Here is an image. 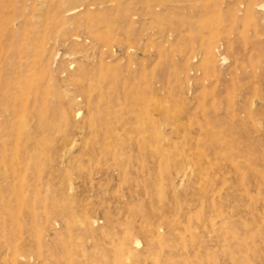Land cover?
Wrapping results in <instances>:
<instances>
[{"label":"rangeland","instance_id":"rangeland-1","mask_svg":"<svg viewBox=\"0 0 264 264\" xmlns=\"http://www.w3.org/2000/svg\"><path fill=\"white\" fill-rule=\"evenodd\" d=\"M0 264H264V0H0Z\"/></svg>","mask_w":264,"mask_h":264},{"label":"bare ground","instance_id":"bare-ground-1","mask_svg":"<svg viewBox=\"0 0 264 264\" xmlns=\"http://www.w3.org/2000/svg\"><path fill=\"white\" fill-rule=\"evenodd\" d=\"M263 8V6H260V9Z\"/></svg>","mask_w":264,"mask_h":264}]
</instances>
